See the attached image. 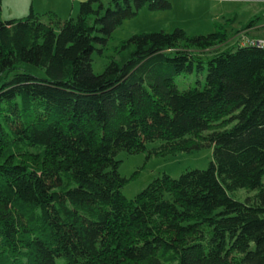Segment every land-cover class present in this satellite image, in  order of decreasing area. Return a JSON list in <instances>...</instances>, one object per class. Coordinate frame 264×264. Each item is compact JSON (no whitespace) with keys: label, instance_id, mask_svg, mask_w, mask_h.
<instances>
[{"label":"trees","instance_id":"16d2710c","mask_svg":"<svg viewBox=\"0 0 264 264\" xmlns=\"http://www.w3.org/2000/svg\"><path fill=\"white\" fill-rule=\"evenodd\" d=\"M2 2L0 264H264V46L228 45V18L207 34L136 33L96 73L94 52L125 20L171 0L8 20ZM203 146L206 168L124 195L135 174L121 175V151Z\"/></svg>","mask_w":264,"mask_h":264},{"label":"rangeland","instance_id":"374dc122","mask_svg":"<svg viewBox=\"0 0 264 264\" xmlns=\"http://www.w3.org/2000/svg\"><path fill=\"white\" fill-rule=\"evenodd\" d=\"M32 1L34 0H3L2 19L8 20L13 19L16 15L19 17L28 15L31 12ZM171 2L172 7L167 10H151L146 5L137 15L125 20L113 32L103 53L94 52V71L101 73L110 61V57L114 55L115 47L121 41L130 38L136 33L160 30L171 32L176 27H182L189 35L207 34L214 30L216 22L224 23L227 21L226 19L230 18L228 45L237 38L242 39L245 36H250L246 29L242 30L246 21L249 20L247 18V9L249 7L246 4H233L228 1L218 2L215 0H171ZM62 7L65 8V5L62 4ZM232 10L237 11V16L230 14ZM78 12L79 10L72 16L63 17L76 18ZM234 17L237 19L234 20ZM239 27L240 29H237ZM28 68L37 76L44 77L46 75L43 69L35 65L28 64ZM176 79L181 89H185L190 84L195 85L198 83L196 72L188 76L180 75ZM200 79L204 83L205 74ZM154 145L151 144L150 147ZM117 159L121 160L119 171L122 176L130 177L135 174L123 187L124 195L132 198L147 187L151 181L163 176L164 173L179 177L186 169L206 168L213 160V147L203 146L192 151H178L166 155H151L149 151L140 153L121 151Z\"/></svg>","mask_w":264,"mask_h":264},{"label":"crops","instance_id":"0c3cea01","mask_svg":"<svg viewBox=\"0 0 264 264\" xmlns=\"http://www.w3.org/2000/svg\"><path fill=\"white\" fill-rule=\"evenodd\" d=\"M82 1L84 0H34L32 1L31 10H34L39 13H44L46 11L53 10V11H56L58 14H60L62 17L72 16L75 12L79 10L80 3ZM215 1H218V2L228 1L233 4L248 5L247 7L249 8L247 9L248 10L247 18H249V20L253 19L254 22L246 30L248 31L250 36L264 38V0H215ZM62 4L65 5V8L62 7ZM236 12H237L236 10H232L230 14L236 15L237 14ZM23 16L21 15V17ZM13 18H20V17L16 15ZM234 18H235L234 20L237 19L236 17ZM248 21H246V23ZM237 29H240V27Z\"/></svg>","mask_w":264,"mask_h":264},{"label":"built area","instance_id":"2783aa9c","mask_svg":"<svg viewBox=\"0 0 264 264\" xmlns=\"http://www.w3.org/2000/svg\"><path fill=\"white\" fill-rule=\"evenodd\" d=\"M243 44H252V45H257V46H264V38L261 37H247L245 36L243 38Z\"/></svg>","mask_w":264,"mask_h":264}]
</instances>
